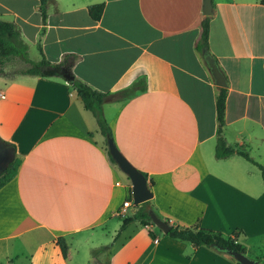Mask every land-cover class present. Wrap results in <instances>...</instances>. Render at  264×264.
Returning a JSON list of instances; mask_svg holds the SVG:
<instances>
[{
	"label": "crops",
	"instance_id": "1",
	"mask_svg": "<svg viewBox=\"0 0 264 264\" xmlns=\"http://www.w3.org/2000/svg\"><path fill=\"white\" fill-rule=\"evenodd\" d=\"M201 1L0 0V18L13 23L27 54L37 51L31 61H70L51 76H0V139L20 158L0 186V264H238L139 222L90 257L118 227L122 217L111 211L130 199V184L109 162L94 118L59 75L64 70L109 93L103 116L117 150L146 178L148 209L170 226L230 236L264 262L260 171L237 154H213L217 86L194 46ZM97 3L103 8L94 21L87 6ZM211 6L207 49L225 80L224 140L264 168V0ZM124 89L134 93L112 115L109 103Z\"/></svg>",
	"mask_w": 264,
	"mask_h": 264
},
{
	"label": "trees",
	"instance_id": "2",
	"mask_svg": "<svg viewBox=\"0 0 264 264\" xmlns=\"http://www.w3.org/2000/svg\"><path fill=\"white\" fill-rule=\"evenodd\" d=\"M44 4V0H40ZM103 4H91L87 6V14L91 20H98L102 12ZM208 16H201L199 22V35L194 44L195 49L202 55L203 60L208 62H214L212 55L207 49V33H208ZM4 64H13L14 67L9 74L6 69L1 68ZM70 61L63 59L60 64L52 65L44 58H40L39 61L33 62L27 56V45L22 40L19 31L14 27L13 23L8 22L0 18V76L13 79L20 75H33V76H51L54 74L56 69H67ZM11 75V76H10ZM13 75V76H12ZM70 87L74 90L76 97L80 100L84 109L88 110L94 118L97 132L102 137L104 144V151L110 163L116 164L108 153L106 148V142L108 139L114 144L112 136V128L110 123L104 118L102 113V103L105 101L109 93H103L92 89L88 85L73 80ZM217 92L214 100L215 107V145H214V157L223 158L231 154H237L242 158L250 161L260 171L261 179L264 186V168L257 162L253 161L245 151L243 147L236 144H228L224 140L222 127L224 124L223 111H224V99H225V88L216 87ZM118 97L121 101L130 97L134 92L129 89L118 91ZM0 143L7 148L8 161L0 172V186L11 180L16 174L17 167L20 164V158L16 153V149L12 142L4 141L0 139ZM115 145V144H114ZM131 198V192L129 194ZM147 201H144L138 205H134V210L121 218V222L115 231L111 243L120 233V231L132 222H139L141 225L151 224L149 215L147 213L148 208L146 207ZM236 232L232 233L235 234ZM166 236L181 241L190 243L192 246H204L221 252L231 249L240 253H244L243 248L235 244L230 236H224L218 231H213L204 228H179L177 226H170L169 230L165 233ZM150 236L153 235L150 233ZM111 243L102 245L97 249H92L91 254L94 256L97 252H103L108 250ZM55 244L58 246L62 257H66L67 246L63 237L58 236L55 239ZM264 264V262H263Z\"/></svg>",
	"mask_w": 264,
	"mask_h": 264
},
{
	"label": "water",
	"instance_id": "3",
	"mask_svg": "<svg viewBox=\"0 0 264 264\" xmlns=\"http://www.w3.org/2000/svg\"><path fill=\"white\" fill-rule=\"evenodd\" d=\"M201 13L204 16H208L212 13L211 0L201 1ZM208 69L214 85L217 87H224L225 80L216 64L213 62H208ZM59 75L67 84H71L73 82V75L71 73L64 70L61 71ZM106 148L118 168L127 176L130 181L132 204L138 205L150 199L152 194L147 187L145 176L128 163V161L120 154L110 139H108L106 142ZM7 161V148L0 143V172L5 167ZM147 213L149 215L150 222L159 230H161L162 233H166L169 230L170 225L166 221L157 217L151 209H148ZM225 252L233 257V259H235L238 264H256L254 260L248 258L243 253L231 249L225 250Z\"/></svg>",
	"mask_w": 264,
	"mask_h": 264
},
{
	"label": "rangeland",
	"instance_id": "4",
	"mask_svg": "<svg viewBox=\"0 0 264 264\" xmlns=\"http://www.w3.org/2000/svg\"><path fill=\"white\" fill-rule=\"evenodd\" d=\"M27 56H28V58L30 59V60H36L37 59V51L35 50V48H30L29 49V51H28V54H27ZM14 67H17V65H11V64H5V66H4V68L3 69H6L7 70V72H9V74H11L12 72V70H13V68ZM11 76V75H10ZM13 76V75H12ZM116 101H115V100ZM112 102L111 103H109V108H110V110H109V112L110 113H112V115L115 113V111H116V109H117V107H118V105L121 103V98L120 97H118V96H113L112 97ZM91 114V113H90ZM103 147H104V144H103ZM115 166H116V169H117V171H118V173H119V175L122 177V178H124V179H128L127 178V176L118 168V166L116 165V164H114ZM128 182H129V184H130V181H129V179L127 180ZM134 206V205H133ZM133 206H131V207H133ZM131 212L130 211H128L127 213L125 212V215L123 216V217H125L126 215H128V214H130ZM122 217V218H123ZM115 220L117 221V223H118V226H119V224H120V222H121V218H119V217H117V218H115ZM155 227V226H154ZM118 228V227H117ZM117 228H116V230H117ZM155 229H156V227H155ZM115 230V231H116ZM114 234H115V232L113 233V235H112V237H110V240L108 241V243H111V239L113 238V236H114ZM232 239V238H231ZM98 247H95V248H92V249H97ZM92 249H90L89 250V255H90V257H94V258H96L97 259V257L100 255H102L101 254V252H97L94 256L91 254V250ZM263 264V263H262Z\"/></svg>",
	"mask_w": 264,
	"mask_h": 264
},
{
	"label": "built area",
	"instance_id": "5",
	"mask_svg": "<svg viewBox=\"0 0 264 264\" xmlns=\"http://www.w3.org/2000/svg\"><path fill=\"white\" fill-rule=\"evenodd\" d=\"M131 206H133L131 198L129 200L125 199L122 201L120 207L116 211H111V213L123 217L125 215L126 209Z\"/></svg>",
	"mask_w": 264,
	"mask_h": 264
}]
</instances>
